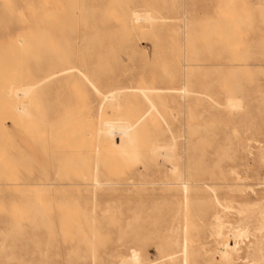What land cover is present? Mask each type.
Segmentation results:
<instances>
[{
  "label": "rangeland",
  "instance_id": "374dc122",
  "mask_svg": "<svg viewBox=\"0 0 264 264\" xmlns=\"http://www.w3.org/2000/svg\"><path fill=\"white\" fill-rule=\"evenodd\" d=\"M71 38L91 56L25 123L15 76ZM24 243L9 264H264V0H0V253Z\"/></svg>",
  "mask_w": 264,
  "mask_h": 264
},
{
  "label": "bare ground",
  "instance_id": "6f19581e",
  "mask_svg": "<svg viewBox=\"0 0 264 264\" xmlns=\"http://www.w3.org/2000/svg\"><path fill=\"white\" fill-rule=\"evenodd\" d=\"M71 37H72V34L70 35ZM18 39H19V37H18ZM90 39H92V37L90 38ZM69 40H70V38H69ZM18 41H20L21 42V40H18ZM72 43V38H71V41H69V42H67L66 41V43L64 44V45H62V47H63V52H59V53H57V54H51L50 52H49V55H48V57L47 58H43V59H41L40 61H38L36 64H34L35 66H34V70L33 71H31L30 69H28V70H26L27 71V74L26 75H16L15 76V78H18V79H20L19 80V83H18V87H17V92H16V95H17V97L19 96V95H21V96H23V97H25V98H27L28 99V106L27 107H22V106H20L19 104H16L15 105V109H17L18 111H20V110H23V113H24V117L23 118H25L24 120H25V123H31V122H33V120H34V116H35V110L34 109H32L31 110V108L32 107H36L37 108V106L38 105H40L41 107H46V109L47 110H51V109H49L48 107H49V105L51 106V104L50 103H48V101L47 100H45L43 103H41V100H42V98H44L45 96H44V94L46 93V92H50L51 90H54L55 88H54V86L53 85H51V81H52V79H51V77H53L54 75H59L58 76V78H57V80H56V84H61L62 82H64V81H67V80H69L70 79V76H68V71L70 70L69 68H66V67H63L62 66V64L63 63H65V62H69L71 59H80L81 58V64L82 65H84L85 63H84V60L86 59V58H89V56H91V52L93 51V46L91 47H89V46H84L83 47V52H82V54H78L77 52L75 53V52H73V51H71V49H70V47L72 46V48H76V46L78 45L77 43H75V41H74V43H73V45L71 44ZM25 49H26V47H25ZM198 57V56H197ZM244 60V59H243ZM201 66H203V64L201 65ZM237 73V72H236ZM237 75H238V73H237ZM172 76V74L171 75H169V74H167L165 77L166 78H168V77H171ZM21 79H25V81H23V80H21ZM18 82V80H15V82H13V80H12V84H15V83H17ZM25 82V83H24ZM7 88V87H6ZM5 88V89H6ZM9 89V90H8ZM8 89H6V91L8 90V94L9 95H11V87H8ZM169 90H171V89H169ZM6 91H4V92H6ZM4 92H2V93H4ZM19 92V93H18ZM150 92V91H149ZM190 92H193L191 89H190V87L189 88H187L186 90H184V93H182V96H186V95H188V93H190ZM5 94V93H4ZM4 94H1V97L4 95ZM8 94H6V95H8ZM141 94H144V95H147V94H151V93H147V92H143L142 91V93ZM5 95V96H6ZM5 96H3V98L5 99ZM6 97H8V99L7 100H9V98L11 99V96H6ZM48 97V96H47ZM40 99V100H39ZM12 101H13V98H12ZM51 101V100H50ZM49 101V102H50ZM241 102H242V100H236V99H231V100H228L227 101V103H226V105H227V107H228V109L230 108L232 111H236V110H238V109H240L241 108ZM41 103V104H40ZM52 109H54L55 110V108H52ZM242 111V110H241ZM16 117H17V114H16ZM23 120V121H24ZM22 121V124L24 123ZM125 129V128H124ZM123 129V130H124ZM53 137H56V134L54 133L53 134ZM171 151V150H170ZM21 152V151H20ZM19 152V153H20ZM22 153V152H21ZM24 154V153H23ZM168 155L170 154V153H167ZM31 155L32 154H30V152L29 153H27V155H26V157H25V160H27V159H29L30 157H31ZM166 156V155H165ZM16 157H18L20 160L22 159V157L23 156H20L19 154L16 156ZM85 164V163H84ZM191 183V182H190ZM187 184V183H186ZM202 185H205V184H202ZM193 189H199V190H204L205 188H193ZM184 190H185V188H184ZM186 196V195H185ZM217 201V200H216ZM217 203H219V202H217ZM179 206H180V204H179ZM206 212V204L204 203V200H202V201H200L198 204H197V206L195 207V209H194V211L192 212V215H191V217L192 218H195V219H197V218H200V217H202V215L204 214ZM239 214H241V213H243V211H239L238 212ZM137 215V214H136ZM186 215V214H185ZM241 216V215H240ZM136 217V216H135ZM217 217V216H216ZM246 219V218H245ZM245 219L243 220V222H244V224H246V221H245ZM216 220H217V228H216V230H215V234L218 236V237H220L221 238V243H224V246H225V250H236L237 248H238V240L239 239H242V238H244V237H246L247 235H248V231L246 230L247 229V226L246 225H242V221L241 220H239V223L243 226V228L242 229H239L238 230V228H240V225H239V227H237V230L235 229V231L234 232H232L233 234L231 235V233H230V231H229V235H231V237L233 236V240L235 241V243H234V245L233 246H231L230 245V243H228V241L227 240H225L224 238H228L227 236H225V234H224V223H222L221 221H220V219L219 218H216ZM173 225V224H172ZM201 226V225H200ZM241 226V227H242ZM210 227H213V225L212 226H210ZM178 228V227H177ZM201 228H203V226H201ZM230 228H232L231 227V225H230ZM178 230H179V228H178ZM211 230H212V228H211ZM231 230V229H230ZM234 229L232 228V230L231 231H233ZM21 234V233H20ZM152 234V233H151ZM12 237V239L15 241V240H18L19 238H21L22 237V235L19 237L18 236V232H17V230H10L9 229V231H7V232H5V233H3V240H2V242L4 243V239H6L7 237ZM169 239V238H168ZM185 239V238H184ZM178 241L180 240V239H177ZM187 240V239H186ZM186 240H184L185 242H186ZM193 241V240H192ZM233 241V242H234ZM238 241V242H237ZM17 242V241H16ZM188 242V241H187ZM190 242H191V240H190ZM193 243H195L194 241H193ZM5 244V243H4ZM175 244H177V243H175ZM193 245V244H192ZM195 245H197V244H195ZM223 245V244H222ZM9 246V245H8ZM198 246V245H197ZM6 247V246H5ZM17 247H18V250L17 251H12L11 253H10V255H7V254H1L0 253V261H2L3 259H7V263L9 264V261H13L15 258V255H22V254H25V255H27V254H29L30 255V252H29V245L28 244H26V243H24V244H18L17 245ZM185 248V247H184ZM183 248V249H184ZM224 248V247H223ZM93 249V248H92ZM174 249V248H173ZM156 250V249H155ZM185 250V249H184ZM183 250V251H184ZM219 251V250H218ZM224 251V250H223ZM0 252H1V249H0ZM156 252V251H155ZM185 252V251H184ZM157 253V252H156ZM155 253V254H156ZM223 253V252H222ZM154 256H156V255H154ZM221 259L222 260H224V261H226L227 260V258H228V254L227 253H223V254H221ZM125 260V259H124ZM155 260V259H154ZM220 259H218L217 261H219ZM145 261V260H144ZM151 261H153V260H151ZM185 261V260H184ZM42 262H43V260H42V258H38V259H31V260H28V261H26V262H23V264H42ZM126 264H140L141 262H140V258H139V256L138 255H133L131 258H129V260H127V261H124ZM146 262H149V260L147 261L146 260ZM163 264V263H162Z\"/></svg>",
  "mask_w": 264,
  "mask_h": 264
}]
</instances>
